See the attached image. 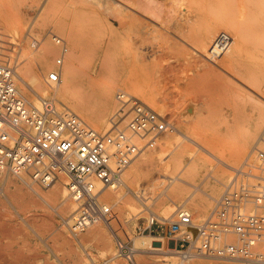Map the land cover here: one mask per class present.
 <instances>
[{
  "label": "rangeland",
  "instance_id": "rangeland-1",
  "mask_svg": "<svg viewBox=\"0 0 264 264\" xmlns=\"http://www.w3.org/2000/svg\"><path fill=\"white\" fill-rule=\"evenodd\" d=\"M231 13L233 16H230ZM213 26H218L219 30L208 39L207 30ZM232 27H237L241 32L240 49L236 52H232L235 47ZM220 33L230 38L225 52L214 45ZM51 34L66 42L67 52L60 72L67 65L73 69V76L69 80V100L74 98L72 100L78 105H91L100 86L113 83L116 89L114 110L108 117L110 126L119 108L115 96L120 91L166 116L172 130L157 141L155 148L143 154L163 151V142L178 129L177 148L162 161L159 167L161 172L155 170L152 175H143L144 170L142 179L136 181L139 174H130L140 159L138 156L121 174L120 198L106 199L102 192L100 202L111 208L115 219L110 226L101 221L95 223L100 224V230L105 234L109 252H103L94 239L85 243L93 264H126L117 255L116 238L123 242L129 239L132 246L138 238L156 241L155 248L158 250L136 254V264H144V260L146 264H163L168 260V264H172L171 260H176L177 264H251L207 258L182 262L174 253L161 248L159 238L154 233L149 235L147 227L152 219L154 222H169L178 209L187 210L197 224L201 223L215 201L201 217L189 207V203L204 197L206 184L212 181L207 174L228 175L226 184L233 176L235 170H228L224 164L228 160L230 163V151L246 129L252 127L253 119L247 118L256 113L258 104L263 101L264 0H239L236 3L234 0H0V57L9 59L14 67L19 94L34 106L38 105L40 98H53L103 134L105 129H96L70 103L57 96L56 92L64 82L52 88L45 84V76L56 68L55 60L60 55ZM205 41L208 42L207 47L203 46ZM46 44L51 52L49 69L41 71L37 68L36 58ZM74 52L76 58L72 60L70 55ZM210 52L216 56L211 57ZM142 53L147 57L144 64L139 62ZM23 68L38 72L41 88L46 94L33 93L29 85L21 81L18 76ZM127 79L144 82L148 93L137 95V89H127ZM189 118L192 123L186 125L185 121ZM181 120L185 124L176 126V121ZM183 134L187 136L186 139H183ZM196 143L204 149L199 150L195 147ZM255 149L264 150V127L254 134L252 144L236 170L244 165ZM197 150L201 155L199 161L196 165L187 164L191 152ZM146 167L149 165L143 168ZM159 173L182 178L185 181H181L184 198L192 194L188 201L182 203V199L178 203L181 207H177L170 217H165L161 209L167 200L164 192L147 195L151 204L145 205V200L141 198L140 201L137 193L135 195L132 191L136 185L148 186L153 177L159 176L162 180ZM0 174L1 189L13 186L12 180L21 184L10 172ZM23 177L26 182L32 183L26 176ZM64 177L61 175L55 183L64 189V198L60 200L50 195L52 185L42 188L32 183L33 189L45 195L44 200L29 203L27 207L24 205L25 208L6 202L0 205V264L67 263V248L55 239V234L62 233L70 244L78 247L57 215L62 199L73 206L71 213L75 209L65 187L68 180L62 184ZM191 184L198 186L199 190L190 193L193 190ZM21 186L26 193V186ZM0 200L4 201L1 197ZM131 204L137 207L133 208ZM155 228L156 225H153L152 229ZM85 233L86 230L80 236ZM172 246L173 242H170L169 247ZM86 261L84 264H92Z\"/></svg>",
  "mask_w": 264,
  "mask_h": 264
},
{
  "label": "built area",
  "instance_id": "built-area-1",
  "mask_svg": "<svg viewBox=\"0 0 264 264\" xmlns=\"http://www.w3.org/2000/svg\"><path fill=\"white\" fill-rule=\"evenodd\" d=\"M50 37L60 55L56 68L44 78L49 88L60 81L67 52L62 38ZM215 41L225 52L230 38L220 33ZM210 56L216 55L210 52ZM115 98L119 108L111 130L99 133L53 98H40L37 106L29 104L17 90L14 67L0 57V173L24 175L42 188L65 176L68 197L75 205L65 226L74 238L96 222L110 226L115 217L109 206L101 204L102 192L172 130L166 116L132 96L118 92ZM147 230L157 235L161 248L182 262L207 258L264 264V150L255 149L233 172L201 223L190 212L178 209L167 223L152 219ZM128 241L115 239L117 255L126 264H136Z\"/></svg>",
  "mask_w": 264,
  "mask_h": 264
},
{
  "label": "bare ground",
  "instance_id": "bare-ground-1",
  "mask_svg": "<svg viewBox=\"0 0 264 264\" xmlns=\"http://www.w3.org/2000/svg\"><path fill=\"white\" fill-rule=\"evenodd\" d=\"M116 2H118V0H116ZM231 2H232V0H231ZM234 2L235 3L239 2V0H234ZM240 2H242V1H240ZM235 6H236V4H234V7ZM234 10H235V8H234ZM232 13L230 16H233ZM234 13L236 15L235 11H234ZM228 14H229V12H228ZM233 18H235V17H232V19ZM218 30H219L218 26H213V27L208 28L207 38L210 39L212 36H214L216 34V32ZM232 31H233L232 32V36H233L232 42H234V46H235L232 52H236L240 49L239 38L241 37V32L237 27H232ZM71 35L72 34H70V36ZM36 43H38V42H36ZM207 43L208 42L205 41L203 43V46L207 47ZM263 49H264V46H263ZM50 54H51V52H50L49 45L48 44L44 45L42 47L41 52L39 53L38 57L36 58L37 68L39 70L42 71V70L49 69L48 67H49V56H50ZM70 57L72 60H74L76 58L75 52L72 53L70 55ZM146 59H147V57L145 56L144 53H142V56H141L139 62L141 64L142 63L144 64ZM92 72L93 73L95 72L94 68H93ZM14 73H15V71H14ZM19 75L20 76H18V77L21 79V81L25 85H29L30 90L33 93L37 94L38 92H41V93L46 94V92H43V90L41 88V81H40V76H39L38 72H36V71H30L29 72L26 68H23L22 70H20ZM72 76H73L72 67L68 66V65L65 66L64 71L61 73L60 81L58 82V83L64 82L65 84H63L61 86V88L57 90V92H56L57 96L59 98H61L63 101L70 103L71 107L77 109V111L80 113V115L86 121H88L90 124H92L96 129H105V133H108L111 130V126L109 124L108 117L112 113V111L114 110L113 96H114V91L116 89L115 85L113 83L112 84L110 83V84H105L103 86H100V88L98 89L96 96H95L91 105H88V106L87 105H78V103L76 104V103H74V100H72L74 98L70 97L71 100H69V96L71 94L69 80L72 78ZM137 79H139V78H137ZM127 80L129 81L127 83V89H131V90H134V88L137 89L135 91V93L137 95H146L148 93V90L146 89V85L144 82H140V80H133V79L132 80L127 79ZM262 95H263V97H262L263 101H261L258 104L257 109H256V113H254L252 116H249L247 118L249 120L253 119V123L251 125L252 127L250 126L251 128H249V130L246 129L247 131L246 132L244 131L245 133H243V135H241L242 136L241 139L236 143L234 148L230 151V153H229L230 158L228 157L230 159V163H229V160L226 161V163L228 162L227 164L226 163L224 164V160L222 161L228 170H236V167L238 166V164L241 162L242 158L248 152V150L252 144V138H253L254 134L264 127V92L262 93ZM44 97H45V95H44ZM135 99H136V97H135ZM193 108L194 107H192L190 109V111ZM187 110L188 109H186V112H187ZM182 122H183V124H182ZM185 122H186V125L192 123L190 118L188 120H186ZM184 124H185L184 120L176 121V126H178V127H181ZM176 131L178 132V129L173 131L171 133V135L163 142V144H162L163 145V147H162L163 151L157 152V153H149V154H143L142 153L139 155L140 159H138V161H136V163L134 164V170L130 174V175L133 174L132 176H136L137 174H139L136 181H139L140 179H142L141 174H143L144 170L146 172L143 175H146V174L152 175L155 170H157L159 172L162 171V169H159V167L163 164L162 161L164 159H166L167 156L172 154L177 148V145H178L177 139H179V137H178V133ZM179 133H181V132H179ZM183 136H184L183 139H186L187 136L184 134H183ZM180 137H182V136H180ZM195 145H196L195 147H198L199 150L204 149L197 143ZM205 150H206V148H205ZM197 152H198V150L191 152L190 158H189V161L187 164H191V165L195 164L196 165V163L201 158V155H198ZM219 157H222V156H219ZM218 162H219V159H218L217 163ZM146 165H149V167L143 168ZM158 175L162 176L163 179L160 180L159 176H157L155 178L153 177L151 183H149L148 186H145L142 184L140 186L136 185L133 188L134 190H132V189L131 190L134 191L135 195L137 193L136 197H138L139 200L141 198H143L145 200V203H143L145 205L151 204L150 196L147 197V195L153 194V193L156 194L160 191H162L161 194H163V192H164L165 197H167V200L164 201V204L161 207V209H162V213L164 214L165 217H170L177 210V207L178 208L181 207V206L179 207L178 203L182 199H183L182 203L185 202L186 200L188 201L189 197L192 194L191 195L189 194L190 196H187L184 198V194L182 193V190L184 189V187H183V184L181 183V181H183V182H185V181L182 178L175 176V175L170 176V174H169V176L162 174V173H159ZM221 175H222L221 173H216L214 175L207 174V176H211L212 181L209 182L207 180L208 181L206 184L207 191L204 193V197L198 198V199H193L190 201L189 207L191 209H193L198 214V216H200V217L204 216L209 211V209L212 206V202L217 199L218 195L220 194V192L222 190V187L227 185L226 181L228 180V175H225V176H224V174L222 176ZM14 176H16V175H14ZM16 177H17L18 182H20L21 184L26 186V189H27L26 193H24V188H22L21 184L16 183L17 181L12 180L13 186L9 185V186L4 187L3 189L0 188V197L3 198V200H4V201L0 200L1 201L0 205L3 204L4 202H6L8 204H12V205L18 206V207H24V205L27 207L30 205L29 203H34L38 200H44L45 195H43L40 192H38L37 190L33 189L32 183L26 182L23 175L16 176ZM120 178H122V177L120 176ZM120 178H119L117 183L111 185L110 187H108L107 189H105L103 191V195L106 199L114 198V199L118 200L120 198V195H121V188L120 187L122 184ZM66 180H67L66 177H64V182H62V184H65ZM8 181L11 182L10 180H8ZM192 186H191V188H193V190L191 189L192 191H190V193L196 192L199 190L198 186H196V185H192ZM160 187H163V189L161 190ZM52 188L53 189L50 193L51 196H55V197L59 198V200H60V198H64V189L62 187L57 186L54 183L52 185ZM146 191H147V193H146ZM131 206H133V208L137 207L136 204H131ZM72 207L73 206H71L69 203H66V201H64V199H62L60 201L59 207H58L59 211H58L57 215L60 219H62V221L64 223H65V221L68 220L69 217L71 218V216L73 214V212L72 213L70 212ZM72 211H74V210H72ZM184 211H187V210H184ZM118 212L120 213V211H118ZM121 213H122V211H121ZM68 214H69V216H68ZM157 219H158V217H157ZM80 235H78L76 238L72 237L73 240L76 242V246L78 247V248H75L72 244H70L68 242V240H66L63 237L62 233L57 232L55 234V239L56 240L58 239L59 242H61L63 245L66 246L67 253H68L67 263H63L60 261V264H84L87 262L86 260H89L93 264L94 262H93L92 256L87 251L86 246H85V243L87 241H89L90 239L96 240L98 242L100 249L103 252H109L110 251L108 249V241L105 237V234L102 233V230H100V224L95 225V223H94V224L90 225L88 228H86V233L83 234L82 236H80ZM155 242L156 241L154 239H151V240L146 239V238L135 239L133 242V249L135 250V255L136 254H138V255L143 254V253L151 251V250H158L155 248V246H156ZM166 251L170 252V250H166ZM80 252H82V253H80ZM83 254H84V256H83ZM83 257H84V259H83ZM168 261L163 262V260H162L163 264H168ZM143 262H144V264H146L145 260ZM170 263L177 264L176 260H171Z\"/></svg>",
  "mask_w": 264,
  "mask_h": 264
}]
</instances>
